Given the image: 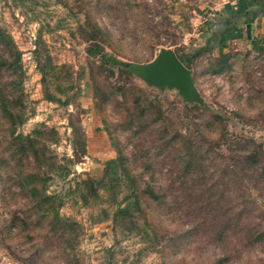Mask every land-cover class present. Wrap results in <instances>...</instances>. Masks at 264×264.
<instances>
[{"label":"rangeland","instance_id":"obj_1","mask_svg":"<svg viewBox=\"0 0 264 264\" xmlns=\"http://www.w3.org/2000/svg\"><path fill=\"white\" fill-rule=\"evenodd\" d=\"M218 3L0 0V264H264V54L206 48ZM164 49L204 105L109 61Z\"/></svg>","mask_w":264,"mask_h":264},{"label":"crops","instance_id":"obj_2","mask_svg":"<svg viewBox=\"0 0 264 264\" xmlns=\"http://www.w3.org/2000/svg\"><path fill=\"white\" fill-rule=\"evenodd\" d=\"M207 15L202 36L222 52L230 43L264 41V0H219Z\"/></svg>","mask_w":264,"mask_h":264},{"label":"water","instance_id":"obj_3","mask_svg":"<svg viewBox=\"0 0 264 264\" xmlns=\"http://www.w3.org/2000/svg\"><path fill=\"white\" fill-rule=\"evenodd\" d=\"M109 61L139 76L150 87L161 90L176 88L185 101L204 105V100L195 86L192 70L171 49L162 50L149 64L129 63L113 57H110Z\"/></svg>","mask_w":264,"mask_h":264},{"label":"trees","instance_id":"obj_4","mask_svg":"<svg viewBox=\"0 0 264 264\" xmlns=\"http://www.w3.org/2000/svg\"><path fill=\"white\" fill-rule=\"evenodd\" d=\"M206 48L211 52L215 50V46L211 42H207V41H206ZM252 49L255 52L264 54V41H253ZM178 58L184 63V61L182 60L183 58H181V56H178ZM20 62H21V54L17 50V47L13 42V39L11 38L10 35L5 34V32L0 28V68H4L6 69V71H10L11 73L17 74L16 72L20 70L18 66ZM191 62H192V57H188V59L185 60V63L187 64H190ZM8 115L11 118H14L12 113H8ZM33 197L35 199H37L38 197L40 198V196H38L36 191L33 192ZM46 198H47V202L49 203L50 201L49 198L48 197ZM40 199H42V197ZM45 200L46 199L42 201L39 200L40 202L39 204H44Z\"/></svg>","mask_w":264,"mask_h":264}]
</instances>
